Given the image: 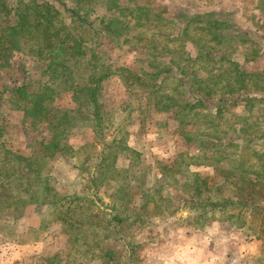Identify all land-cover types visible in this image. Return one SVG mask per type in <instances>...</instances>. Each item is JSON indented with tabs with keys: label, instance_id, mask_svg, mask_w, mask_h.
Listing matches in <instances>:
<instances>
[{
	"label": "rangeland",
	"instance_id": "1",
	"mask_svg": "<svg viewBox=\"0 0 264 264\" xmlns=\"http://www.w3.org/2000/svg\"><path fill=\"white\" fill-rule=\"evenodd\" d=\"M148 2L154 10L160 11L163 18V22L156 26L169 31L170 36L175 34L180 22H175V17L166 13L175 10L177 4L185 12L208 10L213 2L232 11L238 29L247 32L248 36L243 33L240 38H230L227 43L217 46L219 49L214 51L218 54H222L221 50L226 51V61L222 60L220 66H214L213 71L202 58L194 60L188 77L208 75L210 71L212 74L227 72L235 93L238 91V72L242 70L246 93L255 98L244 102L245 106L250 105L246 108L249 113L234 118L241 111V101L229 105L232 128L230 125L226 128L218 126V134L229 135V145L223 146L221 141H217L216 144L221 145L216 150L193 152L189 150L187 141L175 131L176 122L171 119L170 113L138 111L136 105L127 102L130 95L134 99L138 92L131 90V94L129 88L125 90L123 82L113 75L104 80L101 132L104 131L109 138L113 128L119 125L117 133L124 138L126 149L108 148L115 155L108 161L112 162L114 171L104 173L105 166H102L99 173L93 175L101 158V145L97 142L99 138L94 136L93 124L87 117L83 118L84 114L76 115L78 119L68 129L64 153L49 155L48 150L43 151L45 155L38 157L39 165L43 167L36 170L35 148L40 141H46L47 129L40 123L31 125L27 120L21 121L20 112L11 106L4 114L5 131L0 135V141L5 140L11 151L23 154L28 164L27 169L21 167L24 161L17 163L12 156L10 159L3 158L0 150V178L4 175L8 178L4 177L3 187H0V264H73L82 261L84 248L91 250V254H84L85 264H197L200 247L197 246L198 252H195L194 246L205 236L232 240L225 249H210L209 252H230L233 258L236 255L242 259L249 257L251 264L264 262V175L257 177L251 174L253 169L264 166V0ZM94 11V15L101 12L99 6ZM186 36L196 44L185 43L184 48L189 54H194L195 46L203 49L202 41H195L198 33L188 29ZM176 44L177 41L170 45ZM91 46V53L105 65L134 70L147 65L145 55L131 44L127 47L125 43L116 44L110 39L97 38L92 40ZM9 59V65L0 72V90L4 94L6 88L22 82L44 80L45 75L39 71L43 66L41 61L36 66L28 56L19 52ZM155 64L145 68L155 71ZM106 67L113 68L111 65ZM160 75L166 74L162 72ZM175 83V79H169L161 85L173 86ZM63 100L64 97H61L57 104H63ZM1 108H7V105ZM188 161L194 163L184 171L183 163ZM227 166L232 172L225 174L219 170ZM242 166L247 167L249 173L244 171L239 175ZM187 171L188 175L180 178ZM193 173L198 175L196 182ZM108 174L112 180L107 178ZM240 176L257 178L262 182L250 186L249 182L243 184ZM200 179L206 183L202 184ZM47 186L51 192L44 197ZM223 187L228 190L221 191L225 196L236 195L233 202L224 208L226 212L215 211L212 217L209 212L204 217L199 215L208 208L203 203L204 198H219L218 188ZM249 187H257V203L251 198H243ZM51 194L53 199L69 194L65 204L70 208V216L82 225V232L78 230L82 233V240H85L77 251L73 248L70 253L65 228L55 219L51 207L47 208V203L42 204V201L52 199ZM193 195L194 200L186 201ZM251 204L257 205L249 213L245 208L247 205L251 207ZM109 213H116L120 218L117 225L124 230L107 237L104 226ZM70 232L71 229L67 233ZM107 248L112 251L111 255L99 262L93 261L92 254L96 250Z\"/></svg>",
	"mask_w": 264,
	"mask_h": 264
},
{
	"label": "trees",
	"instance_id": "2",
	"mask_svg": "<svg viewBox=\"0 0 264 264\" xmlns=\"http://www.w3.org/2000/svg\"><path fill=\"white\" fill-rule=\"evenodd\" d=\"M148 4H150L148 0H0V72L9 65L10 56L17 52L28 56L36 66L38 61H41L43 65L39 70L42 75H45L43 81L22 82L18 86L6 88L5 94L0 90V135L5 131L3 123L5 111L11 106L15 111L20 112L21 121L27 120L31 125L40 123L47 129L48 134L44 137L46 141H40L37 149L35 148L36 170L43 167L38 162L40 159L38 157L42 158L45 155L43 151L48 150L49 155L64 153L63 150L67 148L68 129L78 119L76 115L84 114L83 118L87 117L93 124L94 136L99 138L97 142L101 145L99 152L101 158L96 165L98 168L96 167L92 174H98L102 166H105L104 173L111 174L114 171L112 162L108 161L115 155H112L108 148L116 147L123 150L126 149V144H124V138L117 133L120 129L119 125L113 128V134L108 136L109 138H106L104 131L101 132L104 80L113 75L123 82L125 90L129 88L131 94V90L138 92L134 99L130 95L127 101L132 102L129 104L136 105L138 111L170 113L171 119L176 122L175 131L187 141L189 150L193 152L216 150L217 146L221 145L216 144L217 141H221L223 146L229 145V135L221 132L218 134V126H225V128L229 125L231 128L233 126V123L229 121V116L232 114L228 110L229 105H235L241 101V111L234 115V118L235 116L241 118L249 113V109L246 108L250 105L245 106L244 102L255 98L246 93V81L242 70L238 72L240 73L237 82L238 91L235 93L233 83L227 78V72L212 74L214 66H220L222 60L226 61V51L221 50L222 54H218L214 50H218L217 46L227 43L230 38H240L244 35L243 33L247 37V32L238 29L239 26L234 22L231 10L213 2L208 10L185 12L178 7V4L175 10H169L166 14L173 15L174 21L180 22L175 34L170 36L172 34L169 31L157 27L163 22L160 11L154 10ZM96 6H99L101 12L94 15ZM171 6L173 7V4ZM188 29L198 33L196 42L201 40L202 44L207 46L205 49L204 46H202L203 49L195 46L192 55L184 48L186 42L195 44L192 38L186 36ZM97 38L110 39L116 44L125 43L127 47L130 44L133 45L145 55V59L147 58L145 67L154 66L156 62L157 69L150 71L141 67V70H134L112 64L110 65L113 68H107L106 66L110 65L100 62L98 57L90 51L92 40L95 41ZM175 41H177L175 46L170 45ZM197 58H202L204 64L209 63L212 71L208 75L189 78L190 67ZM143 68L144 71H142ZM161 71L166 75H160ZM169 79H175L176 83L173 86L161 85ZM240 95L244 96L240 97ZM61 97H64L63 104H57ZM4 104L7 108L3 109L1 106ZM70 105L73 107L70 108ZM0 147L3 158L10 159L12 156L17 163L24 161L21 167L27 169V158L23 154L11 151L6 146L5 140L0 141ZM222 160H224L223 157ZM187 163H183L184 171L194 162ZM258 168L253 169L251 174L261 177L264 175V166ZM219 170L225 174L232 172L229 166ZM244 171L248 172L247 167L242 166L238 171L239 175ZM187 173L188 171L180 175V178L188 175ZM109 174L106 176L112 180ZM193 174L194 182H196L199 180L198 175ZM6 176L0 178V187H3L5 179H8ZM242 176L240 178L243 184L249 182L252 186L262 182L257 178ZM200 181L202 184L206 183L203 179ZM162 185L163 183L160 184ZM257 187H249L243 198H251L257 203L259 201ZM50 190L48 186L45 188L44 197L49 196ZM223 190L228 192L226 187L218 188L221 196L217 199H210L208 196L204 198L203 203L208 205V208L199 215L204 217L209 212L212 217L215 211L226 212L224 208L233 202L236 195L233 193L225 196L222 193ZM51 196L52 199L42 201V204L47 203L44 205L47 208L51 207L52 212L55 213V219L59 220L65 228L63 230L67 235L66 242L70 253L73 248L77 251L85 240H82V233H79L82 232V225L76 218L70 216V208L65 204L69 194L54 199V195L51 194ZM193 197L194 195L186 201L194 200ZM8 198L10 199V196ZM256 205L251 207L247 205L245 210L252 213V207L255 210ZM12 215L16 216L15 213ZM108 216L104 226L106 236L123 232L124 228L117 225L120 218L116 213H109ZM69 229L71 232L67 233ZM68 252L69 250L66 256ZM85 253L91 254V250L87 251L84 248L82 261L73 264H85L83 258ZM111 254L112 251L109 248L104 251L99 249L92 254V259L99 262L100 259Z\"/></svg>",
	"mask_w": 264,
	"mask_h": 264
},
{
	"label": "crops",
	"instance_id": "3",
	"mask_svg": "<svg viewBox=\"0 0 264 264\" xmlns=\"http://www.w3.org/2000/svg\"><path fill=\"white\" fill-rule=\"evenodd\" d=\"M205 236V239H201L199 244H196L194 246L195 252L198 247H200V253L196 256L198 259L197 264H251L252 261L249 259H242L240 256H234V258L230 255V252H225V254H221L222 251H218V253L209 252V250H215L217 251V248L225 249L228 245V243H232V240H227L226 238L223 239L221 237L214 239L212 236ZM197 243V242H196ZM261 262L258 261L257 264H260ZM261 264H264L261 263Z\"/></svg>",
	"mask_w": 264,
	"mask_h": 264
}]
</instances>
